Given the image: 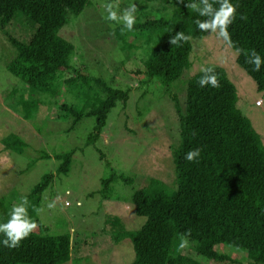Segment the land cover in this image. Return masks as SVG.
<instances>
[{
  "label": "trees",
  "instance_id": "trees-1",
  "mask_svg": "<svg viewBox=\"0 0 264 264\" xmlns=\"http://www.w3.org/2000/svg\"><path fill=\"white\" fill-rule=\"evenodd\" d=\"M121 2L125 8L136 5L133 29L122 31L120 24L113 33L122 42L121 48L129 52L127 57L138 55L139 49L143 51L144 68L131 71L144 76L139 83L144 86L140 99L149 106L150 95L163 99L164 94H169L179 118L169 124L173 128L177 125L179 132L178 141L172 144V185L149 177V183L132 195L136 214L146 221L140 229L129 231L121 218L107 216L110 239L115 243L126 238L132 241L135 250L132 264H242L243 260L219 250L220 245L246 251L248 264H264V145L251 120L238 106L236 85L223 67L211 65L208 67L214 68L220 87H199L203 75L199 71L187 83L184 104L177 94L165 90L191 67L194 40L210 32L200 31L195 21L208 18L186 7L193 0ZM210 2L219 7L215 0ZM231 3L237 11L228 28L231 43H227L236 51L237 63L254 80L257 89L264 92V64L254 71L244 55L254 49L264 60V0H231ZM91 4L92 0H0V29L15 49L7 69L25 83L28 92L16 101V106L23 110L22 118L34 121L41 109L52 103L57 113L55 119H71L66 130L70 132L83 118L95 117L96 125L87 137V145L97 142L112 109L119 101L126 105L130 96V89L114 88L103 79L82 73L73 62L75 45L60 34L72 16L80 15ZM17 17L24 20L23 28H28L27 24L32 26L29 40H21L9 31ZM178 32L191 39L172 45L170 38ZM132 35L135 38L130 42ZM151 43L150 52L146 53L143 47ZM85 90L90 96L96 92L100 97L88 101L85 107L60 99L71 93L79 97ZM258 101L262 106L261 100ZM148 109L144 107V111ZM0 141L3 150L11 154H24L29 146L14 132ZM193 149H200L199 157L194 162L186 161L185 154ZM75 153L76 149L55 154L43 152L21 171L31 169L44 157L60 162L56 174H44L25 196L29 201L28 215L37 225L32 233L16 248L4 246L5 236L0 233V264H71V260L78 263L72 236L47 234L48 227L35 210L40 209L43 193L55 177L68 175ZM104 158L101 153V159ZM119 180L133 183L132 177L112 170L102 180L100 192L104 199L111 198L112 184ZM10 204L4 196L0 197V223L10 218Z\"/></svg>",
  "mask_w": 264,
  "mask_h": 264
},
{
  "label": "rangeland",
  "instance_id": "rangeland-1",
  "mask_svg": "<svg viewBox=\"0 0 264 264\" xmlns=\"http://www.w3.org/2000/svg\"><path fill=\"white\" fill-rule=\"evenodd\" d=\"M108 1L92 0L90 6L80 15L72 16L70 23L60 31L75 45L73 62L82 73L103 79L114 88L130 89L127 104L119 101L112 109L108 123L95 144H86L96 125L95 117L83 118L70 132L66 130L71 119H55L57 113L52 103L41 109L34 121L22 118L23 110L16 106V101L22 94L27 96L28 92L25 83L7 69L15 49L0 29V140L14 132L29 145L24 154H11L3 150L0 141V197L4 196L11 206L18 204L44 174H56L60 162L48 157L41 158L31 169L21 172L37 154L76 149L68 175L56 176L43 193L38 215L48 227L47 234L72 236L77 264H132L135 260L132 241L126 238L115 243L110 239V230L106 229L107 216L121 218L129 231L140 229L146 218L136 214L133 193L146 186L149 177L160 178L169 185L174 181L172 144L178 141L179 128L170 124L179 121L178 114L169 94H164L163 99L162 96L150 95L147 98L149 106L140 99L144 86H141L143 83L139 86V83L144 76L131 71L144 68L141 60L143 51L139 49L138 55L127 57L129 52L121 48L122 42L116 40L113 33V29L122 23L106 19ZM112 4L118 5L114 10L121 15L125 3L114 0ZM19 18L14 19L8 29L21 40H29L32 26L27 24L28 28H23L24 20ZM134 38L135 35L130 36L129 41ZM151 46L152 43L144 45V51L150 52ZM193 47L191 67L165 90L168 88L177 94L184 104L186 86L192 75L202 67H223L239 92L238 106L249 117L264 145V92L257 89L254 80L237 63L236 51L211 31L202 39H195ZM97 94L94 92L90 96L85 90L79 97L71 93L62 95L60 99L85 107L88 101L100 97ZM10 95L13 96L9 99ZM258 100L262 106H257ZM144 107L149 109L144 111ZM101 153L105 155L104 159H101ZM112 170L132 177L133 183L127 184L122 180L113 183L111 198L104 199L100 192L102 180L110 176ZM52 202L55 206L49 208ZM219 250L243 260L242 264H248L244 250L225 245H220Z\"/></svg>",
  "mask_w": 264,
  "mask_h": 264
},
{
  "label": "clouds",
  "instance_id": "clouds-1",
  "mask_svg": "<svg viewBox=\"0 0 264 264\" xmlns=\"http://www.w3.org/2000/svg\"><path fill=\"white\" fill-rule=\"evenodd\" d=\"M219 4L218 8L213 6L210 0H193L191 3H187L186 7L198 13L200 17H207L206 20L196 19L195 23L200 31L216 34L222 40L231 43V36L228 31L229 25L233 23L236 18V6L231 3V0H215ZM118 5L109 3L106 5L107 17L110 21H116L123 24V30L131 31L136 23V17L134 15L136 11V5L132 4L125 8L121 15H118L114 8ZM243 18V17H242ZM191 37L185 35L183 32L176 33L175 36L170 38L172 45H178L181 41L187 43ZM246 62L253 65L254 71H259L261 65L264 64L261 56L253 49L251 52H244ZM200 71L203 73L198 81V86L203 88L211 86L213 88L220 87L219 80L215 74V70L212 67H202ZM259 106L260 101H257ZM200 155V149H193L185 154V160L194 162ZM29 201L27 197H21L18 204H14L10 210V218L5 223H0V233L4 234L5 239L2 241L3 245L9 248H16L20 246L22 240L27 238L32 231L37 227L36 222L28 215ZM55 202L48 205L49 208H53ZM39 213V209H35ZM183 247V245H182Z\"/></svg>",
  "mask_w": 264,
  "mask_h": 264
}]
</instances>
